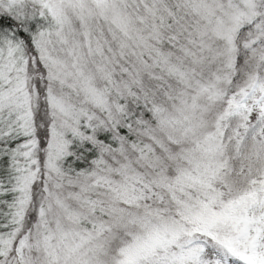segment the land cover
Instances as JSON below:
<instances>
[{"label":"snow or ice","instance_id":"obj_1","mask_svg":"<svg viewBox=\"0 0 264 264\" xmlns=\"http://www.w3.org/2000/svg\"><path fill=\"white\" fill-rule=\"evenodd\" d=\"M0 264H264V0H0Z\"/></svg>","mask_w":264,"mask_h":264}]
</instances>
